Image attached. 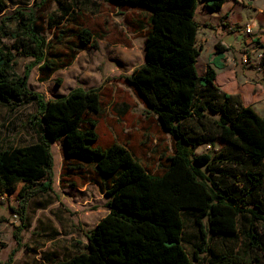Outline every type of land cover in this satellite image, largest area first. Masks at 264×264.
Here are the masks:
<instances>
[{"label": "trees", "instance_id": "obj_1", "mask_svg": "<svg viewBox=\"0 0 264 264\" xmlns=\"http://www.w3.org/2000/svg\"><path fill=\"white\" fill-rule=\"evenodd\" d=\"M105 1L149 13L145 62L125 79L171 135L173 153L163 171L154 173L125 143L96 145L99 88L77 86L66 96L46 99L30 87L34 67L41 81L48 80L96 46L93 30L82 20L96 0H33L17 7L0 19V104L15 111L35 103L28 126L38 133L30 144L0 149V198L20 199L18 208L11 207L22 222L15 224L18 243L30 199L52 189L51 141H60L62 175H89L109 196L108 212L86 232L85 251L49 264H264V200L258 197L264 173L257 170L264 164V116L221 89L211 66L197 72V10L202 4L217 12L226 0ZM5 8L0 0V12ZM71 32L74 40H67ZM254 40L263 50L264 68V44ZM229 49L216 44V66L225 67L221 59ZM19 58L27 60L22 69ZM207 123L228 152L196 153L200 145L214 144ZM185 216L195 230L190 250ZM240 234L244 249L213 247L214 238ZM0 264H14L13 255Z\"/></svg>", "mask_w": 264, "mask_h": 264}, {"label": "rangeland", "instance_id": "obj_2", "mask_svg": "<svg viewBox=\"0 0 264 264\" xmlns=\"http://www.w3.org/2000/svg\"><path fill=\"white\" fill-rule=\"evenodd\" d=\"M2 1L5 2L6 8L0 12V19L17 7L30 6L33 2V0ZM246 3L244 0L243 4ZM258 4L264 5V0H258ZM94 8L97 10L94 11ZM239 10V13L231 16L236 26L225 31L215 19L217 12L209 11L202 4L199 6L196 20L200 25L197 39V46L200 48L197 72L200 75L205 73L213 61L220 37L224 44L230 47L225 55L234 56L236 61L244 66L262 65L260 54L263 51L256 44L254 34L238 30L251 22L250 16L256 14V11L252 6L240 7ZM124 11L125 8H117L114 3L96 0V5L86 10L82 17L84 25L90 27L95 34L96 46L81 51L69 67L58 70L48 80L41 81L38 68L34 67L30 73L29 85L33 90L42 92L46 99L66 96L77 86L86 89L99 88L102 102L101 112L96 117L99 143L102 146L114 142L125 143L150 172L159 173L163 171L167 157L173 153L172 137L162 128L156 114L145 106L125 79L137 66L145 62V47H142V40L146 31L131 32L133 30L127 24L128 19L140 14L139 17L144 21L145 27L148 20L145 13H138L137 9L126 12L125 16ZM126 21L127 30L124 28L125 23L122 25ZM260 24L264 29V14H260ZM70 27L72 24H68L67 29H71ZM48 36H51L50 31ZM67 40H74V32L69 33ZM4 41L11 43L7 38ZM130 46H134L135 49L132 57L121 59L116 56V47L128 51ZM63 49L66 50L65 47ZM245 57L248 59L247 62H244ZM18 60V66L22 69L27 60L21 58ZM36 112L35 103L24 104L15 111L0 104V149L26 145L37 140L36 127L28 126V119ZM205 129L206 135L214 139V144L200 145L196 149L197 154L230 150L217 137L211 124L207 123ZM51 149L54 156L52 189L30 199L27 206V226L20 231L19 243L15 237V224L19 225L22 222L20 215L11 210V207H19L18 194L0 198V217L7 219L0 221L1 261L13 255L14 264H48L52 262L53 251L57 253L54 260L70 257L74 245H79L82 248L80 251H85L86 242H83V239L87 241L86 232L99 216H105L108 212L106 200L100 192L96 190L94 192L92 189L86 192L79 190L78 186L84 179L76 174L69 173L65 177L62 175L64 152L61 143L54 142ZM257 170L264 173V164ZM73 182L75 184H72ZM258 197L264 200V182ZM186 218L187 216L184 238L185 246L190 250V244L196 240L195 230L190 220ZM213 247L217 251L244 249V239L242 234L232 238H214Z\"/></svg>", "mask_w": 264, "mask_h": 264}, {"label": "crops", "instance_id": "obj_3", "mask_svg": "<svg viewBox=\"0 0 264 264\" xmlns=\"http://www.w3.org/2000/svg\"><path fill=\"white\" fill-rule=\"evenodd\" d=\"M243 1L244 0L242 1L226 0L223 6L221 7V9L217 11L218 15L215 16V19L219 21L222 29H224L225 31H229L232 26H236L235 23L232 22L233 20H231V16L236 13H239L240 7H248V6L254 7V11H256V14L250 16L252 18L251 22L247 23L246 25H250L252 27V32L250 33V35L254 34L253 36L254 39L259 37L261 43L264 44V29L261 28V24H260V14H264V5L258 4V0H246L247 2L246 4H243ZM117 8H119V6H117ZM135 10H136L135 8L125 9L123 15L125 16L129 11H135ZM137 12L138 13L144 12L148 20L149 13L147 11L137 9ZM139 15L132 19H128V23L127 21L123 22L122 25H124L125 23L124 28L126 29V25L128 24V26L131 27V29L133 30L131 32L137 33V32L146 31L147 27H145L146 25L142 20V18L139 17ZM145 42H146V35H144L143 37L142 47L143 46L145 47ZM218 42L225 43L221 37L218 39ZM121 47L123 48V46ZM122 48L116 47V56L120 57L121 59H129L135 54L134 46H130L129 49L127 48L128 51H122ZM221 62L225 63V67L221 68L216 66V64L214 63V58L209 65L212 68H214V70L216 71V79H215L216 84L229 94L239 95L242 102L245 105L252 106L260 115L264 116V68L255 65L249 66V64H245L244 66L240 62L238 63L234 58V56L229 57L228 55H225L224 58L221 59ZM98 140L96 142V145L102 146ZM54 142H58V141H51V147ZM107 146L109 145L102 147H107ZM79 185L80 186L78 187L81 192H86L88 189H92L94 192L95 190L100 192L98 185L91 180L89 175ZM100 195L103 196L107 202L109 196L107 194H102L101 192ZM84 197L86 198V196ZM101 217L103 216H99L97 221L89 229H93L98 223V221L101 219ZM83 242H86L85 244H87L88 241H85L83 239ZM80 249L82 248L79 247V245H74L71 250L73 252L72 255L78 253ZM52 254L56 255L57 253L53 251ZM54 255L51 257L52 258L51 261L52 262L59 261V260H54L55 259Z\"/></svg>", "mask_w": 264, "mask_h": 264}, {"label": "built area", "instance_id": "obj_4", "mask_svg": "<svg viewBox=\"0 0 264 264\" xmlns=\"http://www.w3.org/2000/svg\"><path fill=\"white\" fill-rule=\"evenodd\" d=\"M238 30L244 31L245 33H251L252 32V27L250 25H246L244 28H240ZM260 56L262 57V54H260ZM248 59L245 58L244 62H247Z\"/></svg>", "mask_w": 264, "mask_h": 264}]
</instances>
